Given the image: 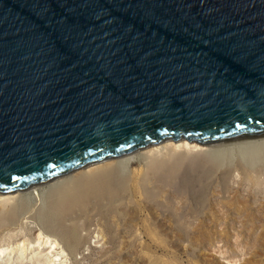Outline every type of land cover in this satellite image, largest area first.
Masks as SVG:
<instances>
[{
  "label": "water",
  "instance_id": "95a60500",
  "mask_svg": "<svg viewBox=\"0 0 264 264\" xmlns=\"http://www.w3.org/2000/svg\"><path fill=\"white\" fill-rule=\"evenodd\" d=\"M261 137L264 0H0V194Z\"/></svg>",
  "mask_w": 264,
  "mask_h": 264
},
{
  "label": "rangeland",
  "instance_id": "374dc122",
  "mask_svg": "<svg viewBox=\"0 0 264 264\" xmlns=\"http://www.w3.org/2000/svg\"><path fill=\"white\" fill-rule=\"evenodd\" d=\"M137 158L117 169L106 198L71 209L55 206L50 183L17 192L0 246L42 232L67 264H264V157L178 151L156 166Z\"/></svg>",
  "mask_w": 264,
  "mask_h": 264
},
{
  "label": "bare ground",
  "instance_id": "6f19581e",
  "mask_svg": "<svg viewBox=\"0 0 264 264\" xmlns=\"http://www.w3.org/2000/svg\"><path fill=\"white\" fill-rule=\"evenodd\" d=\"M178 151H187V153L201 151L209 153L215 158L223 157L225 154L232 155L238 153L241 157L248 158L249 160H255V158L258 159L264 157V137L243 139L215 145H199L196 143H190L186 140L179 142L168 141L160 145L151 146L147 148L146 151L144 150L138 153L129 154L122 158L114 159L116 160V163H108V161H105L94 164L76 171L74 175L66 177L67 179H58L57 181L50 182L49 188L58 199V203L55 206L59 208L58 204L63 203L61 208L66 205L69 209H71L75 206H81L83 201L92 197L106 198L108 195L106 190L110 191L112 189V183L115 179L116 173H118L117 169L119 167L122 168L128 165L138 156H145L153 159L152 165L156 166L159 163L158 161L166 158V156L168 157L170 154H176ZM110 161L111 160H109V162ZM32 190L36 191L37 189L34 188ZM46 191H48V189ZM17 194V192L6 195L0 194V220L6 221L8 218H12L15 215L14 209L16 204H18V197L21 199V196H18ZM29 194L32 195L31 192H28L26 195L29 196ZM18 207L20 206L18 205L17 208ZM57 247L58 244L55 240H53L50 236L39 232L33 238L25 237V239H22L18 243H13L11 245L8 244V246L1 245L0 264H10L12 259L11 256L15 254H18L19 256L16 264L18 262L19 264H56L58 261V264H67L65 260L60 261L65 258V256L62 257L64 251L57 250ZM5 257L8 258H6L5 262H3ZM13 263H15V261H12L11 264Z\"/></svg>",
  "mask_w": 264,
  "mask_h": 264
}]
</instances>
